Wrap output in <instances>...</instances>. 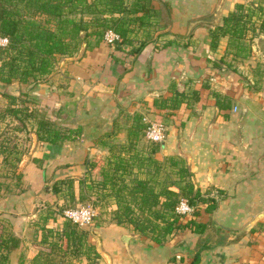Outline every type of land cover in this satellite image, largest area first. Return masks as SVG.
Masks as SVG:
<instances>
[{
	"label": "crops",
	"instance_id": "0c3cea01",
	"mask_svg": "<svg viewBox=\"0 0 264 264\" xmlns=\"http://www.w3.org/2000/svg\"><path fill=\"white\" fill-rule=\"evenodd\" d=\"M238 1L248 0H149V14L127 23L128 42L115 47L99 40L85 47L82 41L63 57L56 80L43 82L49 90L39 92L40 98L56 114L67 113L64 121L81 123L82 130L72 139L38 145L32 129L31 142L16 146L27 152L19 162L29 183L66 174L74 178L76 195L84 161L108 157L119 146L139 177L152 170L148 157L158 164L153 179L165 171L176 177L173 163L180 159L201 197L181 217L201 227L179 226L161 242L129 224L94 219L86 239L97 253L95 264H264V32H246L243 49L229 45L228 34L218 35L211 46L209 35ZM261 18L253 16L255 22ZM141 41L140 49L131 51ZM220 57L223 63L214 67L212 59ZM248 61H253L249 68ZM171 83L186 92L175 107L165 104ZM213 92L226 106L215 104ZM133 113L143 122L162 121L164 138L154 148L143 135L129 138ZM34 157L46 163L37 166ZM29 195L11 196L15 206L0 203L4 228L18 237L8 264H32V256L43 249L40 225H61L58 214L42 220L47 200L43 208L29 209ZM8 205L17 210L9 211Z\"/></svg>",
	"mask_w": 264,
	"mask_h": 264
},
{
	"label": "trees",
	"instance_id": "16d2710c",
	"mask_svg": "<svg viewBox=\"0 0 264 264\" xmlns=\"http://www.w3.org/2000/svg\"><path fill=\"white\" fill-rule=\"evenodd\" d=\"M150 10L149 0L129 2L127 0H0V36L6 38V42L0 44V85L7 86L16 82L17 95L26 94L27 92L21 89L22 85L28 89L34 87L40 80L39 77L49 71L55 53L70 55L78 50L82 41L85 42V47L92 46L101 40L103 31L108 27L118 33L120 38L113 44L119 47L120 44L129 41L127 23L134 19L142 21ZM138 11L141 12L139 15H133ZM84 13L87 16H83ZM253 16H264V0L235 2L233 9L222 15L221 22L209 29L210 45H215L214 39L218 35L228 34L229 45L243 49L242 37L248 31L255 32ZM258 28L264 29L263 18L259 20ZM142 44L141 41L131 47V51L137 52ZM211 63L214 67H218L223 63V59L221 57L212 59ZM170 88L172 94L165 104L167 107H175L186 96V92L184 89L175 88L173 83ZM1 92L8 98V102L2 108L0 119L4 116H12L20 122V125H13L11 128L24 129L25 119L32 117L38 145L60 143L81 133V123L61 124L39 114L36 109L27 112L26 104L20 106L15 103L16 95L3 90ZM213 96L218 107L226 106L218 99L220 95L217 92H213ZM144 126L145 122L141 121L140 115L133 113L128 128L129 138L142 135ZM95 140L99 141L98 136H95ZM149 142L154 143L152 148L156 146L157 142ZM128 143L130 145L131 141L129 140ZM0 154L3 165L16 169L22 150L18 149L15 143L7 145L3 139L0 140ZM118 155L119 153L112 151L107 160L109 161L111 156L116 158ZM32 160L37 166H41L39 159L32 158ZM118 160L121 162L122 158ZM145 162L152 167L150 174L145 177L132 175L125 179L123 174L125 167L122 166L118 170L120 165L114 163L110 171L100 168L97 178H92L89 170L93 161L85 160V169L81 177L77 178L76 195L73 191L74 178L68 175L52 179L49 184L34 183L32 188L35 192L54 193L56 196H61L64 202L55 204V201L49 202L46 198L48 201L44 202L42 220L54 218L55 214H58L62 216L61 225L59 228L45 226L44 223L40 225L39 242L47 244V248L39 249L32 256V264H63L62 256L68 250L67 247L72 246L77 252L80 245H83L87 252L84 264H95L97 253L86 239L89 225L77 226V223L63 215L64 208L72 206L74 200L84 201L89 194L88 191L95 187L108 190L103 196H109L115 204L111 211L112 222L129 224L139 235L147 236L155 242L163 241L167 234L185 224H190L195 229L201 227V223L193 219L181 222L183 215L174 209L180 198H185L193 206L201 200L198 189L193 186L189 178L190 171L182 161L177 159L173 163L176 166V177L165 171L154 179L151 176L158 166L157 161L148 157ZM144 172L149 173L145 170ZM24 174L26 173L18 171L15 177L19 179ZM1 184L3 181L0 180V187ZM170 185H174L177 189L170 188ZM18 190L22 191L24 187ZM9 192L14 194L18 191L10 189ZM193 213L196 211L193 210ZM17 244L18 237L7 231L0 219V264H8V254ZM55 251L62 252L58 260L55 259Z\"/></svg>",
	"mask_w": 264,
	"mask_h": 264
},
{
	"label": "rangeland",
	"instance_id": "374dc122",
	"mask_svg": "<svg viewBox=\"0 0 264 264\" xmlns=\"http://www.w3.org/2000/svg\"><path fill=\"white\" fill-rule=\"evenodd\" d=\"M83 16H87V15L84 13ZM258 22L259 21L255 22V31L264 32V29L258 28ZM80 45H81V43H80ZM108 45H114V44H108ZM64 56L65 55H59V54L55 53V55L53 56L54 59H52L53 63L51 64V67H50L52 70L51 73H46L42 77L40 76L39 77L40 80L36 83V85L34 87H32L31 89H28L26 86L22 85L21 89L23 91L27 92L26 94L17 95L18 92L13 90V85L16 82L8 84L7 86H1L0 85V116L2 113V108L8 102V98L1 92L3 90V91H6V92H9V93L16 95V99H15L16 104H18L20 106H23V104H26L27 110H25V111H27V112L30 109H33V110L36 109L39 112V114L44 115L45 117H48L50 120H54L57 123H61V124L71 123V122H68L67 120L64 121V119H63V116L67 115V113H63V111H62V112L56 114L55 110H54L55 107H53L51 104H48L47 102H45L47 100H44V99H42V97L40 98V96H39L40 95L39 92H42V91L46 92L47 90H49V85L45 84V83H47L48 80L52 81V82H54L56 80L54 78V75H55V73L58 72L57 71L58 67H61L62 62L64 61L63 60ZM246 63L248 65L247 68H249L250 63H253V61H248ZM43 82H45V83H43ZM65 82H66V80H65ZM65 82H63L61 84H64ZM55 83L57 84V81ZM23 99H26L25 100L26 103H25V101H23ZM41 101H42V103H41ZM13 125L19 126L20 122L16 119H11L9 116H4L2 119H0V140L4 139V141L7 145H11V143H15L16 146L25 147L28 144L29 140H30L29 142H31V133L30 132L34 126L33 118L28 117L25 119V128L24 129H13V128H11ZM114 151L116 153H119V155L116 156V158L111 156L110 157L111 161L110 160L108 161L107 160L108 157H106V156H104V157L95 156V157H93L94 159L93 158L90 159L91 161H93V165L90 167V170H89L90 171V174H89L90 177L97 178V174H99L98 172H99L100 168H103L106 170L108 169L110 171L111 167L113 166L114 163H118L120 165L118 170H120L122 166L125 167L124 173H123L125 179L129 178L132 175H137V173L131 171L130 168L127 167V163H126L127 156L125 153H123L124 151H122V148H120L119 146H115ZM24 154L27 155L26 150L24 151ZM24 154H22V156H24ZM120 157L122 158L121 162H120V160H118ZM41 162L46 163V160H45V162H43V161H41ZM20 164H21V161L20 162L18 161V165L16 166V169H12V167H10V166L3 165L2 161H1V154H0V180L3 181V184H1V187H0V203H1V205H2V202L5 203L7 201V204H10L13 202L12 206H15L16 200L12 201L11 196H14L15 194H18V193L30 194L28 196V204H29L28 208L29 209L37 210L38 207L43 208V206H42L43 203H41V202H43V200H47L46 197H48L49 200L52 197L53 198L52 201L53 202L55 201V204L62 203V201L60 200L61 196L57 197L54 193H51V192L44 193L42 191L35 192L33 190L34 188H32V187H34L35 184L29 183V181L25 177V174L21 176L22 179L16 178L15 175L17 174L18 171H21V172L23 171L24 173L27 171L25 164H23V163L21 165ZM34 164H35V162H34ZM81 175L82 174H80L78 177H81ZM64 176H66V174ZM38 177H40V176H38ZM51 180L52 179L46 178V180L38 181L37 183L43 182V183L49 184ZM21 187H24L23 192L21 190L20 191L18 190ZM10 189L11 190L13 189L15 192L16 191H18V192L14 193V194L10 193L9 192ZM105 191H108V190L96 188V187L91 188L88 191L89 194L87 195L86 199L82 202H78V204H77V205H80V204L86 205L87 204V205H90L91 207L94 208L96 214L92 218V221H94V219H96V218H98L99 220L102 221V220H107L111 217V213H112L111 211H112L113 207H115V204L112 202V198H110L109 196H103V193ZM54 195L56 198H54ZM74 202H73V205L69 206V207L76 206ZM2 207H3V205H2ZM23 207L26 209L25 206H20L19 207L20 210H23L24 209ZM6 208H9L8 209L9 211H15V209L17 210V208L10 207L9 205L6 206ZM0 210H1V207H0ZM77 226H80V225L77 224ZM49 239H51V238L49 237ZM42 246H43V249L47 248V244L43 243ZM67 249L68 250H66V252L62 256L63 264H84L86 262V253L87 252L85 251V247L83 245H80L79 250L77 252H75V250L72 248V246H68ZM71 249H73V250H71ZM55 252H56L55 259L58 260L60 257L59 255L62 252H57V251H55Z\"/></svg>",
	"mask_w": 264,
	"mask_h": 264
},
{
	"label": "built area",
	"instance_id": "2783aa9c",
	"mask_svg": "<svg viewBox=\"0 0 264 264\" xmlns=\"http://www.w3.org/2000/svg\"><path fill=\"white\" fill-rule=\"evenodd\" d=\"M120 37L117 32L112 28L108 27L103 31L101 40L108 44H113L115 40ZM6 38L0 37V44H4ZM145 126L143 128L142 135L147 141L160 142L164 138V125L162 121L151 119H144ZM193 205L189 204L185 198H180L174 206L177 213L183 215L189 213L193 209ZM96 212L90 205H76L73 207H66L63 209V215L70 219L72 222L78 225L89 224L92 218L95 216Z\"/></svg>",
	"mask_w": 264,
	"mask_h": 264
},
{
	"label": "water",
	"instance_id": "95a60500",
	"mask_svg": "<svg viewBox=\"0 0 264 264\" xmlns=\"http://www.w3.org/2000/svg\"><path fill=\"white\" fill-rule=\"evenodd\" d=\"M13 90H15V91L18 90V85H17V83H15V84L13 85Z\"/></svg>",
	"mask_w": 264,
	"mask_h": 264
}]
</instances>
